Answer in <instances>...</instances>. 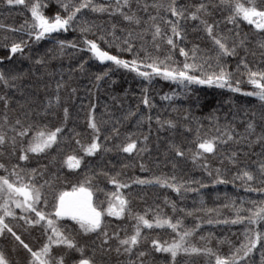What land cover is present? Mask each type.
I'll use <instances>...</instances> for the list:
<instances>
[{
    "label": "trees",
    "instance_id": "trees-1",
    "mask_svg": "<svg viewBox=\"0 0 264 264\" xmlns=\"http://www.w3.org/2000/svg\"><path fill=\"white\" fill-rule=\"evenodd\" d=\"M36 2L48 5L42 10L49 17L56 11L66 15L59 8L57 0H26L29 7ZM68 2L78 4L80 0ZM155 2L165 0H130L131 11L141 19L140 25H136L124 21L118 13L110 14L116 6V0H92V4L96 6H109L108 11L93 12L91 8L82 9L77 20L67 31L53 33L37 43L34 36L29 37L27 34V25L32 22L29 8L23 5L9 7L4 0H0V61H2L0 72L10 75L23 74L22 79L15 81L14 88H5L0 83V96L8 99L7 109L4 107V101L0 100V132L7 133L8 137L14 135L9 128L17 118L24 121L26 113L29 114L28 120L34 124L47 125L53 130L55 127H63L57 145L40 155L29 153L27 161H20L18 158L19 143L15 155L12 154L10 143L0 147V163H3L9 172L13 165H19L26 170L37 169L35 180L37 185L44 184L45 180L51 182L52 187L46 186L44 189L48 207L45 209L43 203L38 205L47 212L53 211L54 193L70 191L72 185H78L86 176L94 177L93 201L103 208L107 207L108 194L116 190L114 185L109 183L108 176H116L119 173L117 179L130 185L121 189V194L129 201L131 217L128 212L119 219L105 215L102 230L87 236L80 233L74 222L66 219L59 221L60 227L73 236L79 245L85 247L87 256H92L95 250L97 264L130 262L140 264L138 258L140 251L150 253L145 258V264H171L168 254L156 253L151 246L152 239L161 242L172 241L175 233L168 228L142 227V234L147 239L142 238L140 245L131 254L124 253L123 249L119 254L115 251L118 241L113 238L114 235L118 234L123 239L126 235L133 234L136 221L132 217L136 214L145 215L150 221H154L157 214L172 219L173 223L180 220L183 228L195 229L191 237L192 244L199 247L207 245L222 255H229L244 241L243 233L247 226L224 222L236 218L233 205L236 208L241 206L249 208L251 204L247 203L248 201L264 200V193L246 191L244 183L236 179L242 169H248L257 176L249 185L254 188L264 187L260 183L258 172L259 161L264 159V148L252 143L258 136L264 134V121L259 119L260 114L264 112V105L256 97L242 94L253 89L247 83L246 74H241L245 70L241 68L237 71L238 61L245 56L253 70H264V49L259 47V44L264 42V33L256 31L244 21H238L237 25L228 23L226 17L229 13L226 9L212 10L211 15L205 17L210 23L218 26L215 30L216 35L225 37L229 47L234 43L239 45L241 40L244 41V46L237 47L236 57H225L222 60L226 69L233 73L232 85L236 86L237 81H240L241 92L238 93L207 85L185 86L165 81L160 77H154L149 82L137 77L135 73L118 68L110 61L100 63L87 50L85 39L94 40L102 50L129 61L134 56H138L140 60H144L147 55L164 59L171 54L179 66L184 62V57L179 54L180 47L190 51L196 45L202 50L201 55L215 56L216 48L203 27L199 26V30H196L198 21H187L184 24L186 39L178 41V47L174 51L162 40L157 41L160 45V50L157 51L152 42V29L149 27L152 22L148 19L149 14L156 15L157 10L154 8H149L148 12L143 10V4L151 5ZM200 2L202 0H178V3L188 11H193L194 5ZM203 2L209 3L210 0ZM214 2L218 4L219 0ZM123 11L131 14L128 8H124ZM160 15L164 16L165 13L161 11ZM157 23L161 24L168 35L171 34L168 26L162 21L158 20ZM82 28L90 30L82 32ZM146 28H149L148 33L140 39L137 34L143 33ZM129 32L133 33V37L130 38L134 45L132 52L122 50L127 47L123 41ZM101 36L104 39H100ZM21 41L26 42L23 56L16 53L8 60L7 57L13 55L10 53L11 44ZM59 41H65L62 52ZM69 43L75 44L76 47H69ZM245 48L248 50L247 53ZM38 56L44 57V65L35 64ZM212 63L215 68V60ZM105 72L108 73L107 76L104 75ZM97 75L102 77L99 82L96 80ZM57 82L63 85L59 90L60 107L46 109L49 99L55 104ZM145 89L151 107H145L143 104ZM165 96L170 99H164ZM93 105L96 119L106 123L101 124L99 136L101 150L94 156H85L76 141L80 140L82 144L87 145L93 138V132L87 123ZM65 107L69 110L66 122L63 112ZM129 112L134 115L128 116ZM253 113L256 114L255 118L252 116ZM5 116L8 125L4 123ZM157 119L161 122L170 120L176 127L168 128L165 124L161 128ZM249 121L255 124L253 133L246 130ZM197 129L202 137L208 138L220 136L227 130L232 133L234 140L226 143L217 142L215 154H204L194 161L193 154L197 149L193 141L196 139ZM106 136L109 139L105 140ZM128 136L137 140L138 148L146 147L147 150L132 154L120 151L117 145L125 143ZM242 136L247 139L241 140ZM223 139L227 140V137ZM24 143L26 146L27 140ZM170 145L180 146L184 156H177ZM233 151L238 153L235 163L229 162L228 159ZM73 154L82 158V164L79 169L69 170L63 161L68 155ZM141 165L144 166V170ZM217 169L220 170L219 174ZM41 172L43 176L39 175ZM102 173H108V176ZM6 174L0 169V175ZM152 177H167L170 183L182 187L177 193L172 188L157 184L140 185L134 182L136 179L146 180ZM172 177H175V180H172ZM220 180L225 183H219ZM241 201L245 203L241 205ZM15 212L17 219L8 217L7 223L33 250L39 249L47 240L44 228L40 225L28 226L23 220L18 219L21 215L34 218L35 214L21 213L19 209H15ZM209 220L212 222L209 223ZM197 224L200 225L199 228H196ZM261 230L264 231V227H261ZM105 231L110 239L103 247L112 250L101 252ZM201 237L205 239L201 240ZM0 251L4 252L12 264H28L30 259L27 250L6 231L0 236ZM60 255L67 256L66 250L63 246H54L53 256ZM72 256L79 258L78 253H72ZM262 261L264 248L258 244L246 264H262ZM177 264H208V258L180 255L177 257Z\"/></svg>",
    "mask_w": 264,
    "mask_h": 264
},
{
    "label": "snow or ice",
    "instance_id": "snow-or-ice-1",
    "mask_svg": "<svg viewBox=\"0 0 264 264\" xmlns=\"http://www.w3.org/2000/svg\"><path fill=\"white\" fill-rule=\"evenodd\" d=\"M4 2L9 7L23 5L29 8L32 22L27 25V34L29 37L34 36L37 43L53 33H58L61 30L67 31L77 20V16L81 13L82 9L91 8L93 12H105L109 9V6H96L92 4V0H80L78 4L70 3L68 0H57L59 8L62 9L66 15H62L60 11H56L49 17L45 15L42 10L48 7L47 4L41 5L39 2H36L32 3L29 7L26 0H4ZM124 8H128L131 14L124 12ZM149 8L157 10L156 15L149 14L148 17L152 22L149 27L152 29V42L157 51L160 50V45L157 43L158 40L164 41L170 49L174 51L178 47L177 42L186 39V28L184 24H186L187 21H198L199 25L196 30H199V26L203 27V30L216 48L215 56L201 55L200 53L202 50L194 45L190 51L186 50L185 47L179 48L180 56L184 57L182 66H179V63L173 60L171 54L164 57V59H161L159 56L147 55L144 60H140L138 56H134L133 59L129 61L121 59L118 55H113L108 51L102 50L96 41L85 39L84 44L87 45V50L91 52L92 57L102 64L106 61H110L118 68H123L135 73L137 77L149 82H151L154 77H160L165 81H172L185 86L207 85L208 87L214 86L219 89H227L233 93L241 92L239 87L240 81H237L236 86L232 85L233 73L226 69L222 60L225 57H236L238 55L237 47L244 46V41L241 40L239 45L234 43L232 47H229L225 37L216 35L215 30L218 26L215 23H210L205 17L211 15L212 10L226 9L229 13L226 17L228 23L237 25L238 21H244L256 31L264 33V0H219L218 4L215 3L214 0H210L209 3H204L202 0V2L194 5L193 11H188L186 7L178 3V0H165V2H155L151 5L147 3L143 4V10L145 12H148ZM161 11L165 13L164 16L160 15ZM117 13L128 23H135L136 25H140L141 23V19L136 16L135 12L131 11L130 0H123V3H121V0H116V6L110 14ZM158 20L168 26V31L171 33L170 35L161 27L160 23H157ZM113 28H115V25H113ZM89 30L88 28L81 29L82 32ZM13 31H15V29H13ZM148 31L149 28H146L143 33L137 35L140 39H143ZM237 35H239L238 32ZM132 37L133 33L129 32L128 37L123 41L127 47L122 50L128 52L133 51L134 45L130 42V38ZM100 39L104 38L101 36ZM24 45H26L25 41H21L20 43L13 42L10 46V53L13 55L8 56L7 59L11 60L16 53H20L21 56H23ZM59 45L62 52L65 47V41H59ZM68 46L76 47V45L72 43H69ZM259 47L264 49V42H261ZM247 51L248 50L245 48L246 53ZM252 54L255 55L254 52ZM25 58L31 59V57ZM189 60H191V62H189ZM213 60H215V68L212 63ZM34 62L37 65H44L45 59L43 56H38ZM82 67L83 66H81V68ZM241 68L245 70V72L241 74H246L247 83L251 85L253 89V91L243 92L242 94L245 96H254L264 105V70H253L248 65L246 56L241 57L237 63V71H240ZM207 69L213 70L208 71ZM196 73H200V75H196ZM104 75L107 76L108 73L105 72ZM22 77L23 74L10 75L5 72H0V83H2L5 88H14L16 87L15 81L22 79ZM101 79V76H96L97 82ZM61 87H63V85L57 82L55 104L49 99L45 106L46 109L60 107L59 90ZM146 93L147 89H145L143 104L145 107H151ZM163 98L170 99V97L167 96ZM0 100L4 101V107L7 109L8 99L5 96H0ZM92 108L93 111L89 113L87 123L88 127L93 132V138L87 145L82 144L80 140L76 141L85 156H94L101 150L102 146L99 143L101 124L106 123L96 119L94 113L95 106L93 105ZM63 112L66 122L69 117L68 108L65 107ZM132 115H134V113H128V116ZM28 116L29 114L26 113L24 121L19 118L15 120V123L9 128V131L14 133L11 137H8L5 132H0V147L10 143L13 155L17 153V144L19 143L18 158L20 161H27L29 159V153L40 155L45 153L48 149H51L54 145H57L60 140V134L63 132L62 126L55 127L53 130L47 125L40 126L30 122ZM252 116L255 118L256 114L253 113ZM185 119H187V116ZM259 119L264 121V112L260 114ZM141 120H143V117ZM148 120L149 122L151 121L150 116ZM4 123L5 125L9 123L7 116H5ZM157 123L160 124L161 128H163L165 124H167L168 128L176 127L175 123L170 120L161 122L157 119ZM246 130L248 133H253L255 131V124L253 121L247 123ZM113 131L117 130L113 129ZM189 131H191V129H189ZM217 132H219V128H217ZM225 136L227 140L223 139ZM107 139H109V137L106 136L105 140ZM245 139H247V137H241V140ZM25 140H27L26 146L24 143ZM146 140L147 136H145V141ZM232 140H234V136L227 130L220 136L208 138L202 137L199 129H197V136L195 141H193L197 151L193 154V160L199 159L204 154H215L217 142L226 143ZM236 143H240V141H236ZM252 143L259 144L264 148V134L258 136L256 141ZM117 147L120 151L127 154L144 152L147 150L146 147L138 148V142L133 139L132 136H128L125 143L117 145ZM170 147L177 156H184V152L181 150L180 146L170 145ZM104 150L109 151V149ZM189 151H191V149H189ZM237 155L238 153L233 151L231 156L228 157L229 162L235 163ZM63 164L66 165L69 170H76L81 167L82 158L74 154L68 155L63 161ZM141 168L144 170L143 165H141ZM0 169H3L4 172L7 173L6 175H0V236H2L5 231L10 233L30 254L28 264H97L95 260V250L92 256H87L85 247L79 245L73 236L67 234L66 231L60 227L59 221L66 219L74 222V224L78 226L80 233L87 236L102 230L103 218L105 215L119 219L128 212L129 216H132L129 209V201L121 194V189L128 188L130 185L121 183L117 179L120 175L119 173H117L116 176H108V173H102L108 176L109 183L114 185L116 189L114 192L108 194L106 208L99 207L94 203L92 191V181L94 177L86 176L78 185H72L70 191L65 190L54 193L52 197L53 211L47 212L40 209L38 205L43 203L45 209L48 207V200L44 189L46 186L51 188L52 185L49 180H45L44 184L40 185L35 183L38 174L37 169L26 170L19 165H13L12 170L9 172L8 168L3 163H0ZM219 171L220 170L217 169L218 174ZM258 172L260 183L264 185V159L259 161ZM39 175L43 176V173L41 172ZM171 179L175 180V177ZM236 179H240L244 183L246 191L264 193V187L254 188L249 185V182H253L257 179V176L252 171L242 169ZM134 182L140 185L157 184L161 187L172 188L173 191L177 193H179L182 187V185L170 183L167 177H152L146 180L136 179ZM218 182L225 183L223 180ZM244 203V201H241V205ZM247 203L251 204V207L245 208L241 206L236 208L233 205L236 218L231 221H224L225 223L230 222L232 224L247 225L243 233L244 241L229 255H222L207 245L199 247L192 244L191 237L194 235L195 229L183 228L182 221L176 220V222L173 223L172 219L165 218L160 214L155 216L154 221H150L145 218V215L140 214H136L132 217L136 221L133 226L134 232L131 235H126L123 239H121L118 234H115L113 238L118 241L115 251L119 254L121 249H123L124 253L131 254L133 250L140 245L142 238L147 239V237H144L142 234V227L146 229L168 228L175 233V237L172 241L161 242L158 239H152L151 246L152 250L156 253L168 254L171 258V264H177V257L180 255L205 256L208 258V264H212L213 260L214 264H246L247 259L257 248L258 244L260 247L264 248V231L261 230V227H264V200H252ZM15 209H19L21 213L35 214L34 218H29L28 215H21L18 217V219L23 220L26 225H40L44 228V235L47 237V240L39 249L33 250V248L25 243L21 239V236L7 223L6 218L8 217L17 219ZM173 210H175V205H173ZM243 213H247V215ZM189 215H191V213H189ZM211 222L212 221L209 220V223ZM199 227L200 225L197 224L196 228ZM103 236L105 239L100 251L112 250L103 247V245L108 244V240L110 239L106 231L103 232ZM204 239V237H201V240ZM54 246H63L67 252V256L60 255L54 257ZM72 253H78L79 258L73 257ZM149 255L150 253L148 251H140L138 253L140 264H145V258ZM0 264H12L2 251H0ZM130 264H132V262H130ZM262 264H264V261H262Z\"/></svg>",
    "mask_w": 264,
    "mask_h": 264
}]
</instances>
